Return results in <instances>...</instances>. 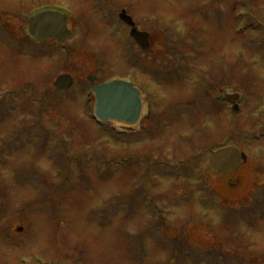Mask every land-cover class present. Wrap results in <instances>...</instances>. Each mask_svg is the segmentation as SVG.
Segmentation results:
<instances>
[{
	"label": "rangeland",
	"instance_id": "374dc122",
	"mask_svg": "<svg viewBox=\"0 0 264 264\" xmlns=\"http://www.w3.org/2000/svg\"><path fill=\"white\" fill-rule=\"evenodd\" d=\"M59 5L68 51L27 35V16ZM121 9L150 33L148 53ZM60 72L70 95L55 94ZM88 75L148 93L134 134L92 119ZM226 93L242 95L240 111ZM224 139L249 160L216 176L208 155ZM157 161L166 172L149 178ZM260 193L264 0H0V264H264Z\"/></svg>",
	"mask_w": 264,
	"mask_h": 264
},
{
	"label": "water",
	"instance_id": "95a60500",
	"mask_svg": "<svg viewBox=\"0 0 264 264\" xmlns=\"http://www.w3.org/2000/svg\"><path fill=\"white\" fill-rule=\"evenodd\" d=\"M120 18L126 23L134 26V22L125 12ZM29 33L34 38L46 40L54 38L62 42L70 36L67 30L65 17L59 12H45L33 16L29 20ZM131 36L136 40L143 51L150 47L149 35L139 32L136 28L131 31ZM90 80H95L90 78ZM70 77L62 75L55 82L58 89H68L71 86ZM96 98V115L102 121H116L129 126L136 125L141 118L142 97L140 91L132 84L125 81H112L97 85L93 88ZM228 99L238 102L239 94L227 95ZM238 109V105L235 106ZM246 160L244 154L234 147H228L213 152L209 161V168L213 172L226 173L239 168L241 160ZM22 231V228H19Z\"/></svg>",
	"mask_w": 264,
	"mask_h": 264
},
{
	"label": "flooded vegetation",
	"instance_id": "af4514ba",
	"mask_svg": "<svg viewBox=\"0 0 264 264\" xmlns=\"http://www.w3.org/2000/svg\"><path fill=\"white\" fill-rule=\"evenodd\" d=\"M216 114V113H215ZM147 116H150V112H149V114L147 115ZM144 120V119H143ZM142 120V121H143ZM136 131L138 130V129H135ZM136 131H131V132H133V133H135ZM218 144H220V143H218ZM229 174H227V175H224V176H228ZM216 176H218L217 174H216ZM227 184L228 185H234V183H233V181L231 180V179H227ZM216 192H218L217 190H216Z\"/></svg>",
	"mask_w": 264,
	"mask_h": 264
}]
</instances>
